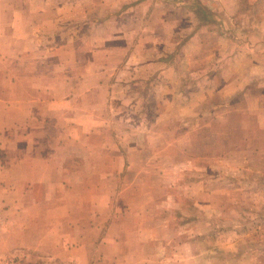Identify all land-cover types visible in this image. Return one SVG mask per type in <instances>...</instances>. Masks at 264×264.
Wrapping results in <instances>:
<instances>
[{
  "label": "rangeland",
  "instance_id": "374dc122",
  "mask_svg": "<svg viewBox=\"0 0 264 264\" xmlns=\"http://www.w3.org/2000/svg\"><path fill=\"white\" fill-rule=\"evenodd\" d=\"M78 1L80 8L70 14L59 9L66 0H0V23H12L18 16L41 21V26L27 28L30 38L35 37L27 41L33 55L25 51V57L21 54L9 65L12 80L22 86L29 82L20 73L24 67L27 72L63 64L107 68L102 76L106 87L93 92L94 106L88 107L90 115L99 117L96 129L87 143L79 141L89 151L85 173L90 203L74 204L71 222L80 225L88 212L90 222L91 212L102 210L106 236L116 242L96 251L95 258L99 255L101 260L90 264H264V152L255 155L257 131L238 121L237 110H231L230 124L215 117L217 111L230 108L219 90L230 77L254 89L243 102L255 103V91L261 93L264 76L258 73L264 72V54L251 50L258 45L253 41L256 27L239 18L234 28L217 27L215 22H198L188 11L169 28L166 39L153 34L157 39L147 42L148 33L164 29L162 17L152 25L136 17V41L130 43L131 34L124 33L132 28L86 25L126 11L135 0ZM33 5L40 6L41 14L32 10ZM221 29L235 43L214 37L207 45L210 51H198ZM1 30L0 53L5 36L11 43L21 33L11 25ZM97 32L108 34L104 42L79 39ZM112 37L119 39L110 41ZM136 45L146 47L147 53L131 58ZM43 50L50 51L47 65L45 57H39ZM112 70L118 73L112 76ZM18 92L28 93L22 88ZM68 160L76 168L84 161L80 156ZM16 174L9 171V179ZM80 190L75 187L74 192ZM16 237L0 233V257L23 252L27 264H55L16 245Z\"/></svg>",
  "mask_w": 264,
  "mask_h": 264
},
{
  "label": "crops",
  "instance_id": "0c3cea01",
  "mask_svg": "<svg viewBox=\"0 0 264 264\" xmlns=\"http://www.w3.org/2000/svg\"><path fill=\"white\" fill-rule=\"evenodd\" d=\"M187 1L171 0L163 3L162 0H135L128 5L126 11L115 13L106 19L92 20L93 23L86 26L91 28L127 26L133 30L127 29L124 34L132 35L128 36L131 37L129 42L132 43L136 41L137 18L146 19L145 25L148 23L152 25L157 18L162 17L160 20L163 22L161 25L164 29L148 33L147 42H152L157 39L153 37L154 35H163L166 39V35L171 32L169 28L175 26L179 19L183 20L188 15V11L196 16L198 22H209V25L210 22H215L218 24L217 27L224 25L234 28L238 26L236 19L239 18L237 21L244 19L246 23L256 27V36L253 41L258 44L257 48L255 44L249 46H254L251 50L258 56H261L260 53L264 54L262 52L264 50V0H192L194 2L192 4ZM77 3H79L78 0H66L59 9L72 14L74 10L80 8ZM90 6L91 4L88 5ZM197 6L208 11L209 20L202 21L199 18ZM32 7L34 12L41 14L40 6ZM159 12H163L164 15L162 16ZM9 25L18 28V32L21 31V33L14 36L11 43L8 40L9 36H5L4 51L0 53V209L2 208L0 233L8 232L19 236L15 239L16 245H22L33 251L36 257L48 263L99 262L101 258L99 255L98 259L95 258L96 251L103 249L110 242H116L115 238L106 236L109 233L103 228L105 214L102 210H93L92 219H90L92 221L89 222L88 212L80 225H73L71 218L74 204L90 203L87 191L89 179L86 178L85 173L89 167V161H87L89 151L88 147H83L79 141L84 139L87 143L86 140L93 136L92 130L96 129L99 117L95 114L90 115L88 107L94 106V104L90 105V100L94 97L93 92L101 91L106 87L102 76L106 75L107 68L98 66L89 69L88 66H82L76 69L63 64L61 67H49L42 70L35 67L27 72L24 67L20 73L26 76L29 82L22 86L20 81L12 80L13 70L9 65L12 61L20 59L21 54L25 57V51H29L27 41L35 39L34 36L30 38L27 28L42 24L39 18L25 20L22 16H18L12 23H0V26L8 27ZM232 34L235 33L232 32ZM3 35L1 30L0 46H2ZM107 35L106 32H97L93 36L84 33L79 35V39L87 42L90 40L104 42ZM214 37L218 38L217 41L234 42L231 36L229 34L227 36L226 31L221 29L216 36L206 38L198 51H210L209 47L214 43ZM113 39L117 42L119 38L112 37L110 41ZM97 50L94 57H97L100 49ZM29 52L32 55L34 53ZM43 53L44 55L39 57H45L43 62L47 65L50 51L43 50ZM111 53L113 57L117 55L116 51ZM143 53H147L146 47L140 49V46L138 48L136 45L135 51L131 50L129 57L136 58ZM64 60L69 62L67 59ZM103 69L105 72L102 71ZM259 69L261 68L257 70ZM118 70H112L110 75L114 76ZM260 73H258L259 76H264V72ZM89 75L91 79L88 78ZM230 79L224 81L219 89L222 97L229 100L230 108L217 111L215 117L219 116L224 123L230 124L231 110H237L240 114L238 121L244 124V127L257 131L258 146L253 151L256 152L255 155L262 154L264 152V102L259 101L264 100V83L260 84L261 93L255 91L258 95L255 103L251 100L249 105L243 102L244 95L254 89L243 87L240 81ZM21 88L28 93L18 92ZM195 105L196 103H193V107ZM253 105L256 108H252ZM246 124L249 125L246 126ZM239 152L242 163L246 164V154L243 150ZM15 155L20 157L16 159ZM77 156L82 157L84 161L79 167H72L68 159H74ZM231 165L236 166L237 163H231ZM233 166L231 169L236 168ZM9 171L17 173L13 180L8 177ZM75 187H81V190L75 193Z\"/></svg>",
  "mask_w": 264,
  "mask_h": 264
},
{
  "label": "built area",
  "instance_id": "2783aa9c",
  "mask_svg": "<svg viewBox=\"0 0 264 264\" xmlns=\"http://www.w3.org/2000/svg\"><path fill=\"white\" fill-rule=\"evenodd\" d=\"M0 264H27L26 255L23 252L0 257Z\"/></svg>",
  "mask_w": 264,
  "mask_h": 264
},
{
  "label": "trees",
  "instance_id": "16d2710c",
  "mask_svg": "<svg viewBox=\"0 0 264 264\" xmlns=\"http://www.w3.org/2000/svg\"><path fill=\"white\" fill-rule=\"evenodd\" d=\"M197 12H198V14H199V18L202 20V21H207V20H209V16L204 12V10L201 8V7H199V6H197ZM202 13V14H201Z\"/></svg>",
  "mask_w": 264,
  "mask_h": 264
}]
</instances>
